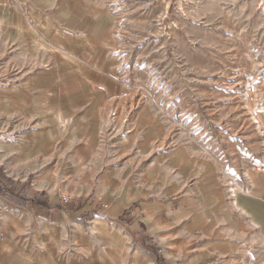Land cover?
I'll use <instances>...</instances> for the list:
<instances>
[{"label": "rangeland", "instance_id": "rangeland-1", "mask_svg": "<svg viewBox=\"0 0 264 264\" xmlns=\"http://www.w3.org/2000/svg\"><path fill=\"white\" fill-rule=\"evenodd\" d=\"M263 105L264 0H0V264H264Z\"/></svg>", "mask_w": 264, "mask_h": 264}, {"label": "crops", "instance_id": "crops-1", "mask_svg": "<svg viewBox=\"0 0 264 264\" xmlns=\"http://www.w3.org/2000/svg\"><path fill=\"white\" fill-rule=\"evenodd\" d=\"M254 184L258 186L260 183H264V173L263 172H256L254 174ZM259 192V197H247L243 198V196H238L239 199H244L246 202L245 209L242 212L245 214L246 217L249 218L250 222H253L258 228L259 232L262 234L261 236L264 238V185L257 187ZM248 194H250L248 192ZM212 197V195H211ZM207 198L201 197L199 194V232L202 231L203 235L209 234V230L211 229V225L214 226V224L217 223V217L220 216V211L215 208L214 200L211 203V206L209 207V203ZM236 207H239L240 205L235 201L234 202ZM171 204V203H170ZM170 204H164L165 207L169 208L171 210ZM195 208L192 207L190 211L188 209L186 210H179V212H187L192 213L194 212ZM197 212V210H196ZM228 213V214H227ZM229 216L230 212H223V216ZM222 216V217H223ZM224 221H227V219H224ZM227 224V222H226ZM228 225V224H227ZM235 225V223H234ZM249 224L244 225V229L246 231ZM220 240L217 239H204L199 242V253H197L198 256H188L185 258V261L181 264H209L212 263L213 259L212 257H209L210 254H212L217 248H219V242ZM208 255V256H207Z\"/></svg>", "mask_w": 264, "mask_h": 264}, {"label": "built area", "instance_id": "built-area-1", "mask_svg": "<svg viewBox=\"0 0 264 264\" xmlns=\"http://www.w3.org/2000/svg\"><path fill=\"white\" fill-rule=\"evenodd\" d=\"M261 108L264 114V105ZM259 136H260V142L263 146V153H264V122L262 123V127L259 130ZM256 168L259 169L260 172H264V160L258 163Z\"/></svg>", "mask_w": 264, "mask_h": 264}, {"label": "bare ground", "instance_id": "bare-ground-1", "mask_svg": "<svg viewBox=\"0 0 264 264\" xmlns=\"http://www.w3.org/2000/svg\"><path fill=\"white\" fill-rule=\"evenodd\" d=\"M247 194H248V192H247Z\"/></svg>", "mask_w": 264, "mask_h": 264}]
</instances>
